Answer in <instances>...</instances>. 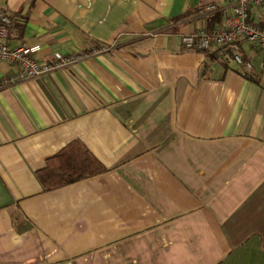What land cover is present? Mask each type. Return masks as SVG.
Masks as SVG:
<instances>
[{"label":"crops","instance_id":"1","mask_svg":"<svg viewBox=\"0 0 264 264\" xmlns=\"http://www.w3.org/2000/svg\"><path fill=\"white\" fill-rule=\"evenodd\" d=\"M0 10L23 25L5 45L39 62L100 51L0 88V264H264V54L181 42L228 0ZM72 142L104 171L45 191L36 173Z\"/></svg>","mask_w":264,"mask_h":264},{"label":"built area","instance_id":"2","mask_svg":"<svg viewBox=\"0 0 264 264\" xmlns=\"http://www.w3.org/2000/svg\"><path fill=\"white\" fill-rule=\"evenodd\" d=\"M228 6L229 12L224 16L220 26L183 35L181 42L188 49L205 51L213 47L219 52L227 51L236 64L250 68V64L244 63L242 59L240 44L244 42L254 45L264 54V0H228ZM212 9L213 5L207 7V10ZM11 26V17L0 10V64L5 63L14 68L11 75L0 79V88L49 75L100 52L92 50L78 56L56 54L50 62H39L26 46L20 45L9 49L5 45Z\"/></svg>","mask_w":264,"mask_h":264},{"label":"trees","instance_id":"3","mask_svg":"<svg viewBox=\"0 0 264 264\" xmlns=\"http://www.w3.org/2000/svg\"><path fill=\"white\" fill-rule=\"evenodd\" d=\"M217 15L212 19L215 21ZM12 29L22 32L23 25L12 19ZM213 28V25L210 29ZM104 171L103 166L79 142H72L58 154L47 160L46 167L36 173L37 179L45 191H50L84 178L92 177Z\"/></svg>","mask_w":264,"mask_h":264}]
</instances>
